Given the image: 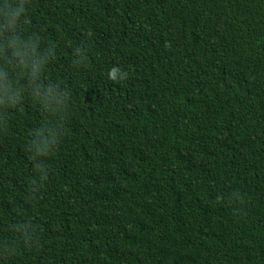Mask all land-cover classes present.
<instances>
[{
	"label": "trees",
	"instance_id": "trees-1",
	"mask_svg": "<svg viewBox=\"0 0 264 264\" xmlns=\"http://www.w3.org/2000/svg\"><path fill=\"white\" fill-rule=\"evenodd\" d=\"M0 264H264V0H0Z\"/></svg>",
	"mask_w": 264,
	"mask_h": 264
},
{
	"label": "clouds",
	"instance_id": "clouds-1",
	"mask_svg": "<svg viewBox=\"0 0 264 264\" xmlns=\"http://www.w3.org/2000/svg\"><path fill=\"white\" fill-rule=\"evenodd\" d=\"M125 76H127V73H125ZM109 78H110V79H114V78H115V77H114V74H113V73H110V74H109Z\"/></svg>",
	"mask_w": 264,
	"mask_h": 264
}]
</instances>
